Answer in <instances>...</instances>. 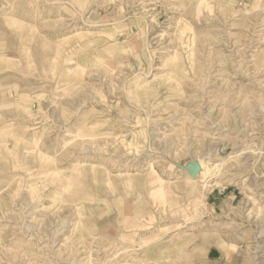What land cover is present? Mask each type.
Masks as SVG:
<instances>
[{"label": "rangeland", "instance_id": "1", "mask_svg": "<svg viewBox=\"0 0 264 264\" xmlns=\"http://www.w3.org/2000/svg\"><path fill=\"white\" fill-rule=\"evenodd\" d=\"M174 263L264 264V0H0V264Z\"/></svg>", "mask_w": 264, "mask_h": 264}, {"label": "water", "instance_id": "2", "mask_svg": "<svg viewBox=\"0 0 264 264\" xmlns=\"http://www.w3.org/2000/svg\"><path fill=\"white\" fill-rule=\"evenodd\" d=\"M188 176L194 178L199 170V167L196 166L194 169L190 168L189 165L186 166Z\"/></svg>", "mask_w": 264, "mask_h": 264}, {"label": "bare ground", "instance_id": "3", "mask_svg": "<svg viewBox=\"0 0 264 264\" xmlns=\"http://www.w3.org/2000/svg\"><path fill=\"white\" fill-rule=\"evenodd\" d=\"M188 223V222H187ZM263 230V229H262ZM165 261V260H164ZM175 264V263H174Z\"/></svg>", "mask_w": 264, "mask_h": 264}, {"label": "crops", "instance_id": "4", "mask_svg": "<svg viewBox=\"0 0 264 264\" xmlns=\"http://www.w3.org/2000/svg\"><path fill=\"white\" fill-rule=\"evenodd\" d=\"M209 253H210V251H209Z\"/></svg>", "mask_w": 264, "mask_h": 264}]
</instances>
